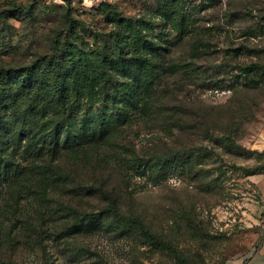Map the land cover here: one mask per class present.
<instances>
[{"label": "rangeland", "instance_id": "obj_1", "mask_svg": "<svg viewBox=\"0 0 264 264\" xmlns=\"http://www.w3.org/2000/svg\"><path fill=\"white\" fill-rule=\"evenodd\" d=\"M166 1L0 0V89L22 105L38 99L14 71L51 57L55 40L77 68L63 106L44 104L51 127L79 121L88 108L130 112L95 142L75 144L64 130L51 140L46 131L35 146L24 136L18 151L5 149L17 176L0 181V264L249 263L264 238L256 183L264 173V69L240 67L264 65V0H178L174 20H189L186 31L163 25ZM140 28L159 38L167 67L147 116L123 97L137 83L122 59L139 53ZM169 154L180 159L152 162ZM109 205L154 237L113 222L61 234L74 216Z\"/></svg>", "mask_w": 264, "mask_h": 264}, {"label": "trees", "instance_id": "obj_2", "mask_svg": "<svg viewBox=\"0 0 264 264\" xmlns=\"http://www.w3.org/2000/svg\"><path fill=\"white\" fill-rule=\"evenodd\" d=\"M179 4L178 0H167L163 3L160 9L164 17L162 23L163 25H172L171 28H174L175 25H180L182 30H185L189 27V20L184 17L180 21L174 20V14L177 12L175 8L179 7ZM16 8L30 11L31 5L18 4ZM260 16L264 18V13L260 14ZM140 29L142 31H139V53L133 51L127 56L122 54V60L129 66V69L133 70L137 79L134 89H128L123 97L132 100L131 106L133 108L131 109H139V116H147L151 112V96L155 80L166 71L165 68L167 67L160 63L165 53L161 51L162 46L159 38L156 35L144 32V28ZM261 31H264V23L261 25ZM115 39L116 51L121 53L124 45L120 38L118 39L116 36ZM63 46V52L58 54L59 46L53 40L51 57L43 58V61L20 67L18 71H14V76H22L21 79L24 77L23 81H28L25 83L26 86L33 89V95L38 96V99H31L27 104L22 105L17 100V96L15 98L9 95L5 87L0 89L1 105L5 104L7 97L10 96L11 99L8 111L0 113V181L17 176L15 174L16 166L7 159L3 152L10 146H13V149L18 151L24 136L29 138L27 147L35 146L40 139L43 140V132L47 131L51 140L57 141L60 131L64 130V139L73 137L75 144H87L96 141V134H105L110 123L114 122L116 118L121 119L122 123H126L130 117V112L127 111H121L118 115L111 114L107 117L108 115L97 114L91 108H88L77 122L71 123L67 121L55 127L49 125L50 121L46 118L47 112L44 104L46 100L51 98L54 103L62 105L70 81L73 79V74H75L77 68V60L72 56L71 49L66 46V43ZM238 50L239 53L241 50L240 48ZM62 59L66 60L68 64L64 68L60 66V60ZM262 69H264V65L257 61H251L240 67L241 72L244 74H251ZM137 100L138 104L136 103ZM1 110L2 107H0ZM107 118H110V120H107ZM97 128H99V133L96 132ZM177 159H180V157L169 154L155 158L152 162L157 163ZM110 218L111 222L109 221ZM103 222L107 223L106 225L108 226L113 222L115 228L129 226L140 229L144 236L154 237L138 217L123 214L114 205H109L106 210L84 212L74 216L61 229V234L70 235L89 232L96 229Z\"/></svg>", "mask_w": 264, "mask_h": 264}, {"label": "crops", "instance_id": "obj_3", "mask_svg": "<svg viewBox=\"0 0 264 264\" xmlns=\"http://www.w3.org/2000/svg\"><path fill=\"white\" fill-rule=\"evenodd\" d=\"M259 175H261V177L258 178L256 183L259 184V186L260 185L263 186L261 190L263 193L262 202L264 206V184H263L264 173H261ZM248 264H264V238L260 241L257 247L253 248Z\"/></svg>", "mask_w": 264, "mask_h": 264}]
</instances>
